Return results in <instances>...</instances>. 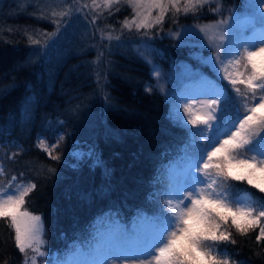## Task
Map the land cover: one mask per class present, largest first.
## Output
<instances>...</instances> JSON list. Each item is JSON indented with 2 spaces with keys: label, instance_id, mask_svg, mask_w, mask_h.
Here are the masks:
<instances>
[{
  "label": "trees",
  "instance_id": "1",
  "mask_svg": "<svg viewBox=\"0 0 264 264\" xmlns=\"http://www.w3.org/2000/svg\"><path fill=\"white\" fill-rule=\"evenodd\" d=\"M221 2L231 7L242 0ZM76 5L77 0H0V185H37L25 198V208L41 217L44 229L41 250L48 255L38 256L37 264L69 258L97 229L102 237L109 218L133 236L138 214L151 216L168 198L164 193L174 171L184 168L185 151L205 143L171 120L167 100L151 85L150 65L135 47L151 42L166 65L172 57L192 61L188 50L161 34L216 18L211 5L194 14L169 11L159 31L149 32L122 28L126 6L97 14L76 11ZM70 7V16L51 15ZM30 37L40 43L32 44ZM41 140L51 156L39 147ZM232 183L234 196L264 197L246 182ZM230 231L236 242H222L214 251L218 258L264 264L258 229L246 235ZM25 259L14 229L0 220V264Z\"/></svg>",
  "mask_w": 264,
  "mask_h": 264
},
{
  "label": "snow or ice",
  "instance_id": "2",
  "mask_svg": "<svg viewBox=\"0 0 264 264\" xmlns=\"http://www.w3.org/2000/svg\"><path fill=\"white\" fill-rule=\"evenodd\" d=\"M120 3L121 0H91L90 6L82 8L111 9ZM125 3L135 15L131 20L125 19L122 28L151 29L162 24L169 11L173 15L194 14L210 0H125ZM155 9L158 14L152 16ZM51 15L70 16L72 8L52 11ZM56 22L59 26V20ZM223 24L220 21L216 28ZM201 31L207 34L208 29ZM108 38H113L111 32ZM29 39L32 44L40 43ZM217 39L224 37L213 34L210 37L213 47H218ZM229 56L232 59L224 65ZM216 60L224 65V79L229 81L234 95L208 82L210 87L204 94L218 98L193 99L184 104L181 122L202 125L199 133L205 143L196 145L191 152L185 151L186 179L167 189L164 195L168 198L158 211L151 216L138 214L131 235L139 242L135 246L124 243L130 230L109 218L107 239H102L97 229L91 242L74 246L69 258L57 260L56 264H230L214 251L222 242H236L231 228L244 235L258 229L255 239L264 241V197L256 199L247 192L242 196L231 194L236 187L233 181L246 182L264 193V28L259 40L246 39L223 57L218 52ZM155 75L159 76V72ZM39 147L52 155L43 140ZM3 174L4 167L0 165V176ZM11 179L16 181L14 176ZM36 187L35 183H28L10 193L0 185V220L14 229L15 246L25 254V264H37L38 256L48 255L41 250L46 244L41 217L25 208V198ZM29 250L33 255H28Z\"/></svg>",
  "mask_w": 264,
  "mask_h": 264
},
{
  "label": "rangeland",
  "instance_id": "3",
  "mask_svg": "<svg viewBox=\"0 0 264 264\" xmlns=\"http://www.w3.org/2000/svg\"><path fill=\"white\" fill-rule=\"evenodd\" d=\"M77 5L79 9H81L83 5L90 6L91 0H77ZM206 5H211L212 14L214 13L216 18L193 24H178L177 27L167 29L164 31V34H161L174 40V42L180 46L181 50H188L189 58H191L192 61L174 59V57H172L169 65H166L161 59L163 57L162 50H159L151 42L142 40L135 47L139 55L150 65L153 77L151 85L158 89L167 100L168 115L171 120L190 130L193 135L197 133L200 137L199 129L203 127L202 125L193 126L191 124H184L180 120V116L183 115L184 104L193 99L203 101L218 98L204 94L210 87L208 82H211L212 85H216L217 87L226 88L234 93L229 81L224 79L225 74L223 72L224 65H226L227 60L232 59V57L229 56L224 61V65H222L216 60L217 53L219 52L221 57H223L226 51H234L235 48L246 39L259 40L261 29L264 28V3H262L261 0H242L240 6L231 7H225L221 0H210V3ZM124 6L129 9V15L126 19L131 20L135 12L125 3V0H121L120 4L114 5L111 9H91V7H83L80 11L81 13H85V10H92V13L95 12L100 14L102 11L108 10H114L113 12H115L120 8H125ZM158 11V9L153 10L152 16H156ZM124 21L125 19L122 20L121 23L123 24ZM220 21H224V24L217 29L216 25ZM205 27L208 29L207 34L201 31V28ZM77 29L76 26H72L74 34L78 31ZM128 30L136 32L159 31L158 25H155L151 29H136L133 27ZM213 34L217 36L223 35L224 37L223 40L217 39L218 47H213L210 43V37ZM76 35L80 36L81 34ZM76 35L70 37H77ZM229 71H234V69L229 68ZM156 72H159V76L155 75ZM241 88L243 90V86H241ZM258 99L259 96H257V100ZM185 179L184 168L174 171L173 183L178 184ZM28 183L29 182L19 183L13 188H4L3 190L12 193L15 191L16 187L27 185ZM199 186L200 185H198V187ZM101 238H108V229L105 230ZM138 242L139 240L137 237L130 235L124 240V243L129 246H135Z\"/></svg>",
  "mask_w": 264,
  "mask_h": 264
}]
</instances>
